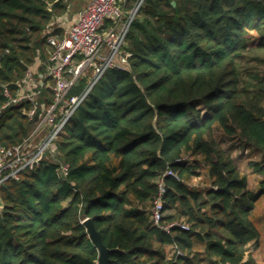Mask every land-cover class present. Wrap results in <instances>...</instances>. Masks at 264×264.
<instances>
[{
    "label": "trees",
    "instance_id": "1",
    "mask_svg": "<svg viewBox=\"0 0 264 264\" xmlns=\"http://www.w3.org/2000/svg\"><path fill=\"white\" fill-rule=\"evenodd\" d=\"M75 1L0 0V106L3 83L14 93L28 67L44 72L47 27ZM126 44V66L94 84L53 156L0 184V264H96L87 216L117 247L107 264H259L248 249L264 218V0H142ZM52 95L43 87L38 100ZM30 106L0 109V143L30 132ZM227 139L260 155L247 162L261 175L254 189ZM167 168L177 176H164L162 222L187 229L167 232L150 218ZM201 169L207 186L188 184Z\"/></svg>",
    "mask_w": 264,
    "mask_h": 264
},
{
    "label": "built area",
    "instance_id": "2",
    "mask_svg": "<svg viewBox=\"0 0 264 264\" xmlns=\"http://www.w3.org/2000/svg\"><path fill=\"white\" fill-rule=\"evenodd\" d=\"M141 1L126 9L124 0H90L77 11L62 34L51 28L46 30L50 51L43 73L36 77L33 68L28 67L14 93L7 84H2L6 99L0 109L27 99L31 103L26 109L27 116L37 117L30 132L20 141L12 145L0 143V184L8 178H18L23 169L37 166L49 155L53 156L56 138L94 84L108 68L126 66L130 52L123 46ZM106 20H110L109 26L105 25ZM81 81L79 89L74 90ZM43 87L50 88L53 94L48 103L38 100ZM58 173L65 175L67 164L61 163ZM167 174L177 176L171 168L158 176L150 218L167 232L172 226L187 229L189 225L184 221L162 222L164 176Z\"/></svg>",
    "mask_w": 264,
    "mask_h": 264
},
{
    "label": "rangeland",
    "instance_id": "3",
    "mask_svg": "<svg viewBox=\"0 0 264 264\" xmlns=\"http://www.w3.org/2000/svg\"><path fill=\"white\" fill-rule=\"evenodd\" d=\"M59 17L60 16H56L53 20H51L47 29L55 28V26H56L55 24H57L55 22ZM259 67L263 71L264 70V63H260ZM38 74H39V72L33 70L34 76L37 77ZM221 135L222 134L218 132V137ZM225 146L232 150V152H233L235 158L237 159V161L239 162L241 168L248 172V186H249V188L254 189L256 187L257 182H258L259 178L261 177V175L258 173L251 172V170L247 167V162L250 159L249 158L250 155H251V158H259L260 155L257 153H250L248 149H242L240 147H237L236 143L234 141H230L229 139H227L225 141ZM186 158L188 161L192 159L191 156H186ZM205 178H206L205 171L201 169L199 175H193V176L189 177L187 179V182L191 186L205 188L207 186V182H206ZM257 210H258L259 214H262V212L264 210V197L262 198L261 203H259ZM178 221H184V220L178 219ZM257 221L259 222V226H260V229L262 231V236L258 241L259 244H256L254 241H250L248 251L253 252V254L255 255L259 264H264V218L262 217V219L260 218ZM197 246L202 247L200 244H198ZM166 249H167V256L168 257H172L174 253L179 252L178 248L171 245V244L167 245Z\"/></svg>",
    "mask_w": 264,
    "mask_h": 264
},
{
    "label": "water",
    "instance_id": "4",
    "mask_svg": "<svg viewBox=\"0 0 264 264\" xmlns=\"http://www.w3.org/2000/svg\"><path fill=\"white\" fill-rule=\"evenodd\" d=\"M172 3L174 4V1H172ZM124 45H127L126 42L124 43ZM223 188L227 189V184H225ZM82 222L86 227V232L89 238L97 248L98 255L96 259V264H107L109 252L113 249H117V247L110 248L102 242L100 232L95 228L91 217L87 216L83 218Z\"/></svg>",
    "mask_w": 264,
    "mask_h": 264
},
{
    "label": "crops",
    "instance_id": "5",
    "mask_svg": "<svg viewBox=\"0 0 264 264\" xmlns=\"http://www.w3.org/2000/svg\"><path fill=\"white\" fill-rule=\"evenodd\" d=\"M90 0H76L75 2H73L67 13L61 15L55 23L56 26L55 28L57 29H61L60 33L62 34L70 25L71 21L73 20L75 14L77 13L78 10H80L81 8H83ZM107 21V20H106ZM110 21V20H109ZM111 24V22L109 23L108 21L105 22L106 26H109ZM54 25V24H53ZM53 28V30L55 29Z\"/></svg>",
    "mask_w": 264,
    "mask_h": 264
}]
</instances>
